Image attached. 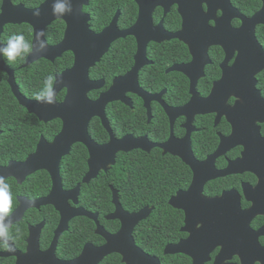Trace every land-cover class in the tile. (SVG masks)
<instances>
[{"label":"flooded vegetation","instance_id":"flooded-vegetation-1","mask_svg":"<svg viewBox=\"0 0 264 264\" xmlns=\"http://www.w3.org/2000/svg\"><path fill=\"white\" fill-rule=\"evenodd\" d=\"M44 1L42 0L35 6L25 4L23 0H11V3L13 5L22 4L26 8L33 9L39 7ZM131 2L136 5V17L130 25L123 27L120 24L121 17L130 9ZM90 4L91 0L88 5L83 6L82 13L88 16L87 25L93 33L101 32L114 19H116L117 29L124 31L129 29L138 18L139 7L135 0H116V11L108 24L101 27L102 17L93 13L89 7ZM1 7L2 0H0V13ZM201 10L203 13L194 18H197V22L205 21L206 26H202L199 33H192V35L196 38L203 37V32L212 30L216 26V20L222 18L223 11H225L221 21V26L224 27L221 35L224 40L223 44H206L197 50V46L189 39L191 35L189 33H185L182 37L165 39L164 33L175 34L183 30V16L179 12L177 4L170 5L168 9L163 6H155L151 13V23L153 27H157L161 23L162 28L146 33V39L150 38V40L145 43L144 50L139 48L134 36L120 37L111 43L99 61L90 66L89 79L101 83L99 88L88 92V98L91 100L98 99L101 94L108 91L114 85L115 80L125 77L117 90H114L115 96L117 95L119 100H114L106 105L105 115L115 139L120 140L128 137V140L132 141L130 143L144 139L147 141L145 147H148L149 150L131 148L128 151H118L113 164H108L105 168L100 167L97 176L85 183L83 178L89 171V153L82 143L73 144L71 150L75 145L85 148L87 152L86 170L78 181L74 179L76 182L70 187L67 173L62 172L65 157L70 153L62 157L60 161L62 189L64 192H68L79 185L77 198H68L67 204L73 210L82 209L95 215V218L84 215L71 216L65 226L60 224L61 215L55 206L43 202L53 187L52 177L47 170H36L21 182L14 176L5 177L9 185L13 181L19 188V192L15 195L12 214L19 206L22 211L13 222L11 229L14 240L10 243L15 251L4 250L3 244L0 242V264H71L81 256L85 245L90 244L94 247L104 245L106 240L96 232L97 228L102 227L111 235L116 234L121 228L119 219L108 218L116 210V205L113 202L114 193H116L120 207L127 213H137L144 208H151L149 215L133 228L132 237L136 246L146 254L156 257L160 264L170 263L165 259L182 260L180 258L184 257L187 259L185 261L193 264V259L188 254L183 252L165 254L164 252L167 246L177 245L194 236V231L196 232L201 226L197 224L184 229L186 213L182 207L187 201L180 202L179 208L169 204V200L179 192H186L193 181V169L182 160L181 155L184 149L190 151L198 162L210 161L209 168H204L206 171L201 174L212 176L215 171L220 173L204 183L201 195L206 198H219L223 193H228V197L222 205L228 208L231 204L238 202L239 212L245 214L239 215V212H233L236 216H241L233 218L234 226H221V236L225 241H220L219 238L215 241L216 243H213L212 240L203 242L193 237L190 244L184 247L196 254L198 264L199 261L202 264V258L206 255L208 258L203 261V264H264V0H206L202 2ZM58 21L62 23L61 36L56 42H49L47 31H51L52 26L60 23ZM122 23L125 22L122 21ZM22 24L30 27L31 43H33L34 31L31 25L27 23L6 24L0 34V47L6 46L11 38L8 35L4 39L5 32L13 28L11 26ZM67 28V23L64 20L52 21L45 28L47 44L50 46L59 44L65 39ZM230 29H242L244 33L240 39L249 38V44L241 42V45L240 41L229 40ZM127 38H130L129 42H127ZM154 38L158 41L153 40ZM243 45H247V47ZM28 56L18 67H12V62L0 54V80L5 75L6 83L20 106L22 105L13 93L9 82L10 74L2 68L3 66L13 72L21 95L29 100L37 101L21 90V86L25 87V84L21 83L20 85L17 77L18 71L34 68L41 62H48L49 65L56 66L53 68V76H57L72 68L76 61L75 51L72 49L65 50L51 59L39 57L24 66ZM238 58L242 64L240 68H236ZM241 59H247L248 65H245ZM60 68L62 69L59 70ZM192 78L195 80L192 81ZM218 83H221L219 87ZM215 86L218 88L215 89ZM142 94H146V98ZM65 96L66 89L63 88L58 91L56 101L62 102ZM23 108L27 110L25 107ZM108 108L115 111V114L111 116L113 120L108 117ZM118 110L121 112H117ZM122 112H125L126 117L129 118L126 125L120 123L118 114ZM33 115L37 117L35 114ZM53 120L39 121L46 125ZM93 120L100 122L107 133V139L99 142L92 138L90 133L89 135L97 144H107L110 141V134L103 126L100 117L91 118L88 132ZM60 123L59 131L51 139L41 134L31 153L20 160L10 159L5 164L0 163V167H6L11 161H24L36 151L42 137L47 142H52L61 130V120ZM2 134L4 131L0 130V139H3ZM229 137L231 140L228 141ZM218 150L220 152L213 159V155ZM154 152L159 153L158 157L164 164L173 162L174 165L175 161L183 163L189 169L190 179L185 188L177 189L169 197L167 204L173 211H161L163 214L162 224L157 230L153 229L156 234L143 236L147 249L150 248L152 253L136 243L135 230L142 222L148 221L155 207L143 206L138 210H127L121 202L120 195L123 189L114 187L111 183L107 184L106 178L111 169L118 166L119 160H132L144 153L150 155ZM211 160L213 161L211 162ZM233 162H239V165L232 166V171L229 173L221 174ZM85 186L96 187V189L107 186L112 209L103 214L95 207H87L84 204V199L87 197ZM61 195V199H65L66 196ZM92 203L95 204V202ZM249 211L254 213L248 220ZM85 218L93 225L92 234L97 243H94V240H85ZM218 220L221 218L216 219V221ZM229 221L230 218L222 219V222L225 223H229ZM60 226L63 230L57 234V229ZM17 229L20 230L19 234ZM148 229H151L150 226ZM152 241H157V243ZM221 251L224 254L220 259L218 256ZM110 256L119 257L120 263L125 264L122 261V256L117 252L104 256L97 264H101Z\"/></svg>","mask_w":264,"mask_h":264},{"label":"water","instance_id":"water-1","mask_svg":"<svg viewBox=\"0 0 264 264\" xmlns=\"http://www.w3.org/2000/svg\"><path fill=\"white\" fill-rule=\"evenodd\" d=\"M204 1L206 0H135L139 7L138 18L129 29L124 31L118 30L116 27V19H114L107 28L99 33H93L89 30L87 25L88 16L82 13L83 6L88 5L89 0H71L73 11L64 16H56L53 14V4L55 0H45L39 7L33 9L26 8L22 4L13 5L11 0H2L0 34L6 24L27 23L32 26L34 31L33 44L38 46L37 33L40 31L45 33V28L52 21L61 19L67 23L68 28L65 39L55 46L47 44L48 47L46 52L34 51L32 54H29L24 66L29 65L32 60L39 57L51 59V57L68 49L75 51L76 61L72 68L56 76L63 81L61 84L54 85L56 88V95L58 91L64 88L66 89V96L62 102L56 101L55 104L40 103L38 101L29 100L21 95L15 83L13 72L6 66L2 67L10 74L9 82L19 103L25 107L29 113L35 114L41 121L47 122L56 118L60 119L62 127L52 142H47L42 137L33 154H30L24 161H11L6 167H0V174L4 177L14 176L21 182L27 175L36 170H47L52 177L53 187L51 193L43 202L45 201L44 203L53 204L57 211H59L61 215L60 224L65 226L71 216L84 215L95 218V215L82 209L73 210L67 204L68 198H77L79 185L68 192L63 191L60 177V161L62 157L70 153L73 144L82 143L85 145L89 153V171L83 178V182L88 183L92 178L97 176L100 167L105 168L108 164L114 163V157L118 151H128L131 148L149 150V148L145 147L147 141L144 139L136 140V144L130 143L132 141H129L128 137L117 140L112 136L109 122L105 115V107L108 103L119 100L117 95L115 96L114 90H117V87L124 81L125 77L115 80L114 85H112L108 91L101 94L98 99L91 100L88 98V92L92 89L99 88L101 83L89 79L88 70L90 66L94 65L96 61H99L108 50L111 43L120 37H125L127 35L134 36L137 39L139 48L144 50L145 43L150 40V38L146 39V33L158 31L162 28L161 23L157 27H153L151 23V13L155 6H163L165 9H168L170 5L177 4L179 6V12L183 16V30L175 34L164 33L165 39L178 38L182 37L185 33H189L191 34L189 39L197 46V50L201 48L202 45L206 44H223L224 40L221 35L224 27L221 26V21L224 18L225 11H223L222 18L216 20V26L212 28V30L203 32V37L196 38L192 35V33H199L202 26H206L205 21L197 22V18H194L203 13L201 4ZM37 9L41 12L39 17L33 15V12ZM209 11L213 13L210 9ZM230 30L229 40H235L236 42L240 41V44L241 42L249 44V38L240 39L242 38L241 35L244 33L242 29ZM246 34L249 33L246 32ZM43 39L46 41L45 34ZM153 40L158 41V39L155 38ZM243 46L247 47V45ZM237 60L238 66H235L236 68H240L242 66L240 58ZM241 61L244 62L245 65H248L247 59H241ZM194 80L195 78H192V81ZM220 84L221 83H218V87ZM218 87L215 86L214 88L217 89ZM142 96L146 98V94H142ZM93 117H100L103 126L108 130L110 141L107 144H97L89 135L88 126ZM229 140H231V137L228 138V141ZM226 141L227 140L224 142ZM219 152L220 150H218L212 158L214 159ZM181 156L183 162L193 169L194 177L189 189L183 193L179 192L176 196L172 197L169 200V204L179 208L180 202L187 201L182 207L186 213L184 229L194 227L197 224L201 226L196 232L194 231V236H191L189 239L177 245L167 246L164 252L165 254L183 252L191 256L193 264H198V257H196V254L184 247L190 244L191 238L194 237V239L203 242L212 240L213 243L219 238L220 241H225L221 236V226L232 227L234 226L233 218L241 216H236L233 213L239 212L238 202L231 204L228 208L222 205L227 199L228 193H223L219 198H206L201 195L204 183L211 177L220 175V173L216 171L214 175L211 174L212 176H210V174H201V172L206 171V168H209L208 164L210 161H196L187 149H184ZM212 161L213 160H211V162ZM237 165H239V162H233L231 166H228V169L222 171L221 174L229 173V171H232L231 167ZM61 194L66 196L64 197L65 199H61ZM113 202L116 205V210L108 218L119 219L121 221L120 230L116 234L111 235L104 231L102 227H98L96 232L104 237L106 243L100 247H94L90 244L85 245L81 256L71 264H84V262L85 264H97L104 256L113 252L120 254L125 264H160L156 257L146 254L141 248L136 246L132 237L133 228L139 221L149 215L151 208H144L137 213H127L120 207L116 193H114ZM21 211L22 209L19 206L11 215L10 219L14 222L21 214ZM249 212L248 220L254 213L252 211ZM239 215L245 214L239 212ZM220 218L221 220L216 221V219ZM227 218H230L229 223L222 222V219ZM62 230L63 228L60 226L57 229V234ZM223 254V251H221L218 257L221 259ZM207 258V255L202 258V264ZM199 264H201L200 261Z\"/></svg>","mask_w":264,"mask_h":264},{"label":"trees","instance_id":"trees-1","mask_svg":"<svg viewBox=\"0 0 264 264\" xmlns=\"http://www.w3.org/2000/svg\"><path fill=\"white\" fill-rule=\"evenodd\" d=\"M42 0H23L25 4L35 6ZM116 0H91L90 9L95 14L102 17L101 27L108 24L114 12L117 9L115 6ZM130 9L127 10L121 17V26L130 25L136 17V5L134 2L130 3ZM124 13V12H123ZM125 22L124 24L122 23ZM60 22V21H58ZM61 23V22H60ZM57 23L52 26L51 31H47V38L49 42H56L62 33V23ZM3 35L6 36L24 35L26 41L31 42V30L26 24L20 26H11ZM49 28V29H50ZM127 42L130 38L126 39ZM120 49L119 46L117 48ZM24 58H18L12 62V67H18L22 64ZM102 65V64H101ZM55 65H49L48 62L39 63L34 68H26L18 71V81L21 85V90L29 97L35 98L36 94L44 87V81L49 75H53V68ZM60 68L59 70H61ZM58 70V71H59ZM117 112H121L118 110ZM108 117L115 114L111 108L107 109ZM120 123L127 124L128 117L125 112L118 114ZM112 122V121H111ZM60 120H53L44 125L37 117L30 114L22 106H20L10 91L6 83L5 75L0 80V130L4 131L3 139H0V163L5 164L10 159L20 160L27 154L31 153L40 135L52 138L60 129ZM89 133L92 138L99 142L107 139V133L101 126L98 120H93L89 127ZM156 155V156H155ZM159 153L143 154L132 160H119L118 166L113 167L107 175V184L111 183L114 187L122 188L121 202L127 210H138L143 206H154L155 209L147 222H142L136 227L135 237L136 243L148 252L152 250L147 249L146 242L143 236L146 234L155 235L153 231L157 230L162 224L163 214L161 211L172 212L173 209L167 204L170 196H172L177 189L185 188L190 179L189 169L180 161L164 164L159 159ZM87 152L83 146L75 145L70 154L65 157V162L62 166V172L67 173L69 177V186L72 187L76 181L81 178V175L86 170ZM170 165V166H169ZM180 172H179V171ZM180 174V176H178ZM76 181H75V180ZM11 192L13 195V207L15 206V195L19 192L18 186L11 181ZM87 197L84 199V204L87 207H95L104 213L112 209L110 205V194L107 186H102L99 189L96 187L85 186ZM92 200V201H90ZM92 202H95L92 203ZM171 210V211H170ZM86 226L85 240H94L97 243L95 236L92 234L93 225L86 218L84 219ZM150 226L151 229H148ZM89 229V231H87ZM87 231V232H86ZM157 243V241H152ZM163 245V244H162ZM161 247V246H160ZM158 247L159 249H161ZM158 251V250H157ZM182 260L165 259L169 264H189L185 257ZM171 260V261H170ZM101 264H121L119 257L110 256L106 258Z\"/></svg>","mask_w":264,"mask_h":264},{"label":"clouds","instance_id":"clouds-1","mask_svg":"<svg viewBox=\"0 0 264 264\" xmlns=\"http://www.w3.org/2000/svg\"><path fill=\"white\" fill-rule=\"evenodd\" d=\"M73 11L71 0H55L53 4V14L56 16H64ZM33 15L39 17L41 12L37 9ZM44 32L37 33L38 46L26 41L24 35L12 36L7 45L0 47V54L8 58L10 62H15L18 58H25L27 55L36 52H46L47 42L43 39ZM63 83V81L56 76L49 75L44 81L43 89L38 92L35 99L40 103L55 104L56 103V88L54 85ZM13 211V195L11 187L7 183L6 178L0 175V242L6 251L14 252L15 248L10 241L14 240L11 235L13 221L10 219ZM19 229L17 233L19 234Z\"/></svg>","mask_w":264,"mask_h":264}]
</instances>
